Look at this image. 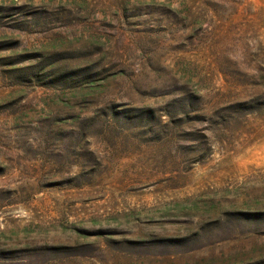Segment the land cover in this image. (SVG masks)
Listing matches in <instances>:
<instances>
[{
	"label": "rangeland",
	"instance_id": "374dc122",
	"mask_svg": "<svg viewBox=\"0 0 264 264\" xmlns=\"http://www.w3.org/2000/svg\"><path fill=\"white\" fill-rule=\"evenodd\" d=\"M0 264H264V0H0Z\"/></svg>",
	"mask_w": 264,
	"mask_h": 264
}]
</instances>
